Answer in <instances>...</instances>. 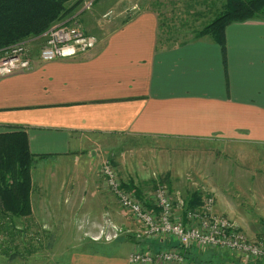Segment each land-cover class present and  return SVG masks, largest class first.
Returning a JSON list of instances; mask_svg holds the SVG:
<instances>
[{"label": "crops", "instance_id": "obj_1", "mask_svg": "<svg viewBox=\"0 0 264 264\" xmlns=\"http://www.w3.org/2000/svg\"><path fill=\"white\" fill-rule=\"evenodd\" d=\"M105 5L99 0L80 23L97 36L94 49L75 59L37 60L31 71L0 78V134L24 131L32 156H46L35 157L31 167V217L59 213L66 176L47 174L45 165L79 151L85 136L264 145V21L227 26L223 59L209 37L181 44L169 42L165 31L162 38L157 13L142 0L140 14L127 21L105 22ZM31 217L20 221L27 224ZM173 245L153 243L149 249ZM184 254L185 264H192L194 254ZM221 256L223 264H264ZM126 258L87 253L65 264H127Z\"/></svg>", "mask_w": 264, "mask_h": 264}, {"label": "rangeland", "instance_id": "obj_2", "mask_svg": "<svg viewBox=\"0 0 264 264\" xmlns=\"http://www.w3.org/2000/svg\"><path fill=\"white\" fill-rule=\"evenodd\" d=\"M88 1L79 0V3L83 5ZM101 1L106 5L100 13L107 12L120 0ZM221 1L142 0L152 7H146L148 10L159 16L162 38L163 32L166 37L165 31H168L177 43L193 40L194 33L219 10ZM80 10L78 7L72 12L65 19L66 24L74 26L77 22L80 25L82 17L93 13L95 6L83 11L81 17L77 16ZM75 16V20L71 19ZM118 25L119 22L115 26ZM96 26L97 22L90 27ZM113 27L106 28L112 30ZM41 42L26 45L34 65ZM215 141L85 136L79 151L69 154L60 163L45 165L47 174H57L58 178L66 176L65 197L60 199L63 206L58 208L59 213L33 216L27 224L13 220L9 230L0 233L6 238L0 243V264H65L72 257L87 253L127 257V260L134 251V243H139L136 236L140 225L103 183L100 168L104 163L115 169L120 183H132L139 189L146 202H151L157 185L164 183L174 206L189 209L187 203L194 194L199 195L200 205L211 198L213 215L236 224L249 239H264V145ZM177 214L181 216V212ZM193 254L192 264L212 261L223 264L221 255L224 254L216 251L196 250Z\"/></svg>", "mask_w": 264, "mask_h": 264}, {"label": "built area", "instance_id": "obj_3", "mask_svg": "<svg viewBox=\"0 0 264 264\" xmlns=\"http://www.w3.org/2000/svg\"><path fill=\"white\" fill-rule=\"evenodd\" d=\"M98 1L89 0L80 5L77 16L92 9ZM140 1L120 0L115 8L103 14L102 19L105 22L116 17L131 20L141 12ZM74 18L76 16L71 19ZM39 40L42 42L37 59L41 63L78 58L94 49L98 43L97 37L86 33L77 22L71 26L66 24V20L62 21L37 39L0 49V78L31 70L34 60L29 56L26 45ZM100 169L103 183L116 194L121 207L140 225L136 236L139 243L129 255L127 264H185L184 252L193 253L196 250L237 254L247 262L264 260V239H249L236 224L213 215L211 198L195 208H182L183 205L174 206L166 186L159 185L147 207L139 200L135 190L132 192L122 186L112 166L104 163ZM178 212H181V216H178ZM153 243L174 245L154 252L149 249Z\"/></svg>", "mask_w": 264, "mask_h": 264}, {"label": "trees", "instance_id": "obj_4", "mask_svg": "<svg viewBox=\"0 0 264 264\" xmlns=\"http://www.w3.org/2000/svg\"><path fill=\"white\" fill-rule=\"evenodd\" d=\"M78 7L79 0H0V49L39 38L51 27L70 17ZM250 20L264 21V0H223L212 19L196 31L193 38H211L219 45L225 59L226 27ZM170 41L174 42V39ZM33 159L24 131L0 134V233L7 232L13 220L31 217ZM160 185L167 186L164 183ZM122 186L135 190L139 200L149 207L151 202L142 199L141 191L134 188L132 183ZM167 190L170 193L168 187ZM199 205V195L196 194L187 203L189 208ZM5 240V236L0 234V243Z\"/></svg>", "mask_w": 264, "mask_h": 264}]
</instances>
